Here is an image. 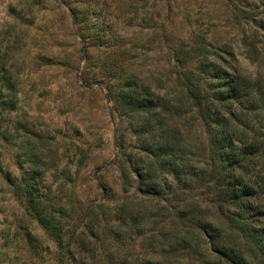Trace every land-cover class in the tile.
<instances>
[{"label": "rangeland", "instance_id": "rangeland-1", "mask_svg": "<svg viewBox=\"0 0 264 264\" xmlns=\"http://www.w3.org/2000/svg\"><path fill=\"white\" fill-rule=\"evenodd\" d=\"M88 1L100 16L96 19L90 14V25L86 26L88 16L83 11ZM88 1L0 0V41H10V65L20 106L3 119L15 137L9 150L0 145L5 165L19 176L12 157L19 135H41L50 157L46 181L53 185L59 202L67 205L66 214L72 217V224L77 222L82 230L86 223L80 221L87 209H97L102 221H114L111 217L115 214L120 221V216L123 219L128 215L122 220L127 233L122 250L126 264L151 259L149 252L154 249H158V259L169 258L179 246L170 237L181 226L185 229L189 215L213 223L225 240L236 245L237 235L215 202L217 195L209 183L208 134L184 85L177 81L180 68L175 51L181 42L189 43L190 50L198 47L196 55L209 57L229 67L231 73L238 71L248 77L258 99L243 109L244 114L240 112L237 122L241 128L251 123V137L263 136V0ZM96 37L111 42L94 43L92 38ZM115 68L174 104L175 112L160 110V123L171 130L177 142L174 149L180 152L187 171L197 178L194 175L180 183L161 172L158 183L164 192L155 197L137 192L135 181L139 177L134 172L129 181L123 176V164L132 172L134 166L144 169L150 160H141L143 154L134 132L140 124H132L116 109L106 78L96 74L97 69ZM156 124L152 119L151 131L157 129ZM74 203L77 215L70 208ZM24 228L39 239V254L29 250L17 236ZM8 232L17 238L15 246L5 244L1 235ZM111 243L107 239H84L73 248L80 261L90 264L86 249L99 246L98 252L109 253ZM52 245L38 222L26 216L21 202L0 176V264H49L53 256L44 250L50 246L54 252ZM179 253L178 258L186 261L184 252ZM172 259L174 264L180 263ZM190 263L215 261L204 251L199 261Z\"/></svg>", "mask_w": 264, "mask_h": 264}, {"label": "trees", "instance_id": "trees-1", "mask_svg": "<svg viewBox=\"0 0 264 264\" xmlns=\"http://www.w3.org/2000/svg\"><path fill=\"white\" fill-rule=\"evenodd\" d=\"M94 6L91 8L88 1L83 11L88 16L84 23L86 26L90 25V14L96 19L100 16ZM92 40L94 43L111 42L106 38L103 40V37ZM9 44L10 41H0V145L5 146L6 150H9L15 137L11 127L5 123L6 119H3L20 107L19 90L10 65ZM189 47V43L181 42L175 51V61L180 68L177 81L184 85L192 108L197 109L205 125L211 165L209 183L217 195L215 202L236 233L238 243L234 245L225 240L213 223L205 219L195 220L193 215H189L185 229L183 226L182 230L181 226L170 237V241L179 246L171 251L169 258L158 259V249H154L149 252L152 258L143 259L139 264H174L172 258L180 262L178 264H193L190 261H199L204 251L211 254L214 264H264V135L251 137V123L241 128L237 122L238 115L244 114L243 109H248L258 99V95L252 90L253 82L248 77L238 71L231 73L229 67L211 61L209 57L196 55L198 47H194L195 51ZM89 57L87 55L86 59L89 60ZM122 73L125 71L116 68L96 70V74L106 78L105 85L114 99L116 109L125 114L132 124H140L134 132L141 146V160H150L144 169L134 166L132 172L127 171V166L123 164L122 174L127 181L132 178L133 172L139 177L135 181L138 183V193L161 196L164 189L161 192L159 173L167 172L180 183L193 179L195 175L187 171L188 166L184 164L180 152L174 149L177 142L171 136V130L160 123V110L168 108L174 111L175 106L170 101H164L166 98L155 91L144 89L137 78ZM94 78H98V75ZM119 80L120 83L117 82ZM152 119L155 124H159L158 127L156 124L157 129L153 131ZM35 134L27 132L24 136L19 135L20 142L12 154L20 170L19 176L5 165L4 152L0 148V176L9 191L21 202L26 216L38 222L53 243L52 246H55L54 252L50 251V246L44 250L47 255L53 256L49 264H87L80 261L73 248L75 243L84 239L88 242L91 239L112 241V248L109 249L112 251L109 253L98 252L97 245L98 248L86 249L92 260L90 264H126L127 257L122 250L126 246L127 233L122 228V220L129 218L128 215L123 219L120 216V221L116 219V214L111 217L115 218L114 221H102L97 209H87L80 221L86 223L84 228L80 230L77 222L72 224V217L66 214L67 205L59 202L53 185L46 181L50 157L45 151L46 143L42 141V136ZM71 206L72 213L77 215L75 203ZM68 218L70 221L67 222ZM9 232L1 236L8 247L15 246L14 240L17 238L10 237ZM17 236L25 241L33 253H40L39 239L29 228H24L22 235ZM179 252H184L186 261L178 258Z\"/></svg>", "mask_w": 264, "mask_h": 264}]
</instances>
